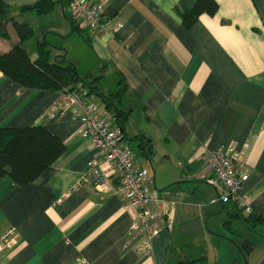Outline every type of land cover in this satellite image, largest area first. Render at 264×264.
Masks as SVG:
<instances>
[{
  "label": "crops",
  "instance_id": "1",
  "mask_svg": "<svg viewBox=\"0 0 264 264\" xmlns=\"http://www.w3.org/2000/svg\"><path fill=\"white\" fill-rule=\"evenodd\" d=\"M4 1L11 17L30 23L33 31L40 28L37 40L51 31L56 9L64 18L67 13L61 2L38 15L17 10L36 0ZM95 2L101 6V26L90 32L81 28L84 63L65 59L81 71L104 66L101 74L111 71L123 78L126 90L117 107L129 113L128 146L135 135L152 140L150 157L138 138L133 139L137 150H130L135 165L147 171L149 185L166 201L171 219L155 217L161 230L150 251H136L140 234L127 239L125 232L137 209L124 207L116 180L105 190L91 183L75 186L97 150L90 138L79 135V123L69 114L45 117L58 91L23 88L0 71V127L40 124L65 144L33 181L19 186L0 178V230L13 226L18 232L0 264H74L79 259L87 264H209L216 252L227 256V247L214 245L220 229L237 227L239 237L252 243L244 264H262L264 258L256 261L253 254L257 240L264 247V234L253 237L249 231L260 226L264 231L257 220L264 215V0H216L215 14H199L189 27L182 12L195 0ZM6 28L9 41L0 37V51L17 39L10 22ZM60 52L51 57L64 55ZM229 142L249 172L240 190L249 196L248 214L232 202L209 203L215 192L205 179L203 150ZM147 207L156 211L154 203ZM204 241L209 244L199 251Z\"/></svg>",
  "mask_w": 264,
  "mask_h": 264
},
{
  "label": "built area",
  "instance_id": "2",
  "mask_svg": "<svg viewBox=\"0 0 264 264\" xmlns=\"http://www.w3.org/2000/svg\"><path fill=\"white\" fill-rule=\"evenodd\" d=\"M66 7L67 13L80 28L90 32L101 26V6L95 0H66ZM120 27L119 23L115 30ZM64 114H69L70 119L79 123V135L90 138L97 150L75 186L91 183L105 190L115 179L124 207L137 209L125 237L133 239L140 234L135 250L149 252L153 237L161 230L153 223V219L166 214L170 220L171 216L166 201L159 198L156 190L149 185L147 171L135 165L125 133L120 131L112 114L104 108L98 97L80 84L73 89L58 92L45 117L57 120ZM238 155L233 142L215 150L204 148L202 159L209 172L205 179L215 192L209 203L232 202L248 214L251 212L250 199L240 190L249 172ZM150 203L156 205L155 212L148 209ZM17 239L15 227L8 226L0 230V257L14 246ZM74 264H87V261L79 259Z\"/></svg>",
  "mask_w": 264,
  "mask_h": 264
},
{
  "label": "trees",
  "instance_id": "3",
  "mask_svg": "<svg viewBox=\"0 0 264 264\" xmlns=\"http://www.w3.org/2000/svg\"><path fill=\"white\" fill-rule=\"evenodd\" d=\"M57 2L66 5V0H36L17 7V10H34L38 15H42L50 12ZM217 7L216 0H195L190 9L182 12L183 24L189 27L199 14L213 15ZM10 9L7 2L0 0V37H9L7 22L11 23L17 37L6 51H0V71L23 88L62 92L80 84L98 97L104 108L112 114L117 127L124 133L129 113L117 107L126 90L123 78L116 80L114 91L102 92L96 80L104 76L99 70H104V66L98 67L97 72L81 71L74 63L66 60L64 55L52 58L51 46L43 38L36 41L35 56L30 58L26 42L34 34L32 25L15 20L9 15ZM65 16L72 31L83 36V29L78 27L68 13H65ZM134 138H138L143 152L150 157L153 154L150 137L135 135ZM64 150L63 141L43 125L0 127V178L7 176L17 185L23 186L37 178ZM257 220L264 223V215L259 216ZM224 223L227 225L229 221ZM239 249L245 256L251 251L252 243L244 239Z\"/></svg>",
  "mask_w": 264,
  "mask_h": 264
},
{
  "label": "rangeland",
  "instance_id": "4",
  "mask_svg": "<svg viewBox=\"0 0 264 264\" xmlns=\"http://www.w3.org/2000/svg\"><path fill=\"white\" fill-rule=\"evenodd\" d=\"M50 21L52 22L51 25L52 24L53 25L52 27H49L51 31L47 33V35H45V40L49 45H51L52 55H57L61 51L60 53L62 54L64 53V56H66L67 58L70 56L74 59H77L80 64H83L86 59V56L83 53V51L87 47V44L82 39L81 34L77 33L76 31H72L67 17L66 16L65 18L62 17V14L59 12L58 9H56L54 14L50 16ZM40 34H42L40 28L39 29L35 28L33 36L26 42L27 50L30 54L29 56L33 55L32 52L33 50L35 51V49L33 48H35V44L37 40L36 36ZM3 39L5 41H9V38H3ZM116 79L117 78L113 75L111 71H107V73L104 76L96 80V82L98 83L97 86H99L98 88L105 93L114 91L116 88L115 85ZM129 144L131 150H137L135 146L136 141L133 140V136L130 137ZM147 169H149V171L151 172L150 165H147ZM218 222L222 224L223 217L220 218ZM238 224L241 227V224H243L242 220L238 221ZM235 226H237V224L234 223L232 228ZM260 227H257L256 229H251L249 231L250 236L258 237L260 236L259 234H264V231L261 230ZM235 229L236 230H232V232L229 231L228 229L227 230L220 229L221 233H219L217 240L214 241V245L217 247L219 246L227 247V251H226L227 256L226 258H224V254L217 255L216 252L217 257L214 260L211 259L209 264H244L247 255L244 256L241 253V250L238 249V247L241 246L243 240L246 238H244V236L239 237L241 233L240 231L237 230L238 227ZM207 232L218 233L217 231H214L209 227H207ZM261 243L262 242H260L259 240H257L256 242V249L254 250V254H253V258L256 259V261L263 260L264 258V247H262ZM208 244L209 243L207 241L201 243L199 242L197 247H199V251H200L201 249H203V247H206ZM192 253L199 254L198 251H194ZM262 264H264V262H262Z\"/></svg>",
  "mask_w": 264,
  "mask_h": 264
}]
</instances>
